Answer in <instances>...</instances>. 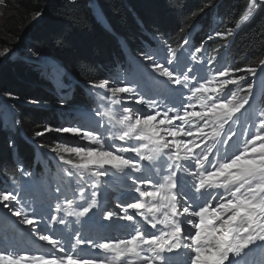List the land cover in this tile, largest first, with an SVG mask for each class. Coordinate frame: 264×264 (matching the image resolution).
<instances>
[{"label": "snow or ice", "instance_id": "6c2138e0", "mask_svg": "<svg viewBox=\"0 0 264 264\" xmlns=\"http://www.w3.org/2000/svg\"><path fill=\"white\" fill-rule=\"evenodd\" d=\"M260 5L264 0H248L239 22ZM165 48L166 55L164 49L142 52L148 64L133 56L123 80L88 82L103 104L94 110V126L77 121L35 133L87 143L51 149L70 166L54 197L42 183L33 184L30 172L23 173L29 179L20 192L0 190V204L50 246L48 254H32L5 237L0 264H264V110L249 112L253 86L241 88L246 77L234 75L255 77L257 69L220 70L215 57L201 62L203 44L187 53L183 45ZM9 54L8 48L0 51V57ZM59 68L60 103L71 108L74 85ZM158 85L170 93L163 110L151 96ZM113 193H121L117 210ZM69 217L79 227H70ZM89 222L118 225L123 235L93 238L85 231ZM86 248L108 255H84Z\"/></svg>", "mask_w": 264, "mask_h": 264}, {"label": "trees", "instance_id": "16d2710c", "mask_svg": "<svg viewBox=\"0 0 264 264\" xmlns=\"http://www.w3.org/2000/svg\"><path fill=\"white\" fill-rule=\"evenodd\" d=\"M11 13L0 25L2 40L20 37L36 19V12L45 15L43 31L38 25L31 27L23 37L33 41L35 55L52 58L73 77L74 91L71 108L61 106V99L53 93V83L46 79L36 63L23 60L8 63L0 69V94L11 96L7 103L16 109L17 119L9 129L0 120V190L16 191L28 180L24 172L44 177L45 172L56 174L57 153L51 149L58 144H83L68 134L49 133L37 137L35 133L46 125L68 126L71 119L80 118L88 127L94 126V110L103 108L94 91L86 90L89 81L99 82L107 74H114L113 67L123 60L118 37H123L129 48L136 52L154 35L162 46L179 45L189 30H194L193 41L200 42L215 15L220 19V32H225L240 21L248 0H5ZM104 17L108 27L98 19L94 9ZM231 40L230 47L249 60L264 55V5L257 7L253 16L242 22L232 35L220 38L223 43ZM5 43V42H4ZM235 53V50H230ZM96 98V99H95ZM98 101V102H97ZM48 103L50 107L41 105ZM106 103V102H105ZM15 108V109H14ZM75 159L72 154L61 153ZM47 163V165L45 164ZM50 167V169H49ZM64 170H59L62 179Z\"/></svg>", "mask_w": 264, "mask_h": 264}, {"label": "rangeland", "instance_id": "374dc122", "mask_svg": "<svg viewBox=\"0 0 264 264\" xmlns=\"http://www.w3.org/2000/svg\"><path fill=\"white\" fill-rule=\"evenodd\" d=\"M45 10V8H44ZM43 10V11H44ZM94 12L97 13V17L100 21H102L101 19V15L99 14V10L94 9ZM11 13V8L10 6H8V4L6 3L5 0H0V25L2 24V22L6 19V17ZM42 15V13H41ZM45 15V13H44ZM44 18V16H43ZM42 18V20H43ZM105 25H107L105 22H103ZM39 28L37 27V31L39 32L37 34V37H39L41 34L40 32L43 31V25H42V21L38 24ZM122 38H120V42H121ZM5 42V43H4ZM3 45L0 47V51H2L4 48H8L10 50V54L5 56V57H0V69L1 67L5 66L8 63H15L16 61H20L23 60L25 62H28L29 64H33L36 63L37 65H39V67L41 68L42 71H44L45 73V77L46 79H48L49 81H51L53 83V93L54 95L58 96L61 98V92L58 89V86L56 84V80H55V73H53L56 69V65L52 64L50 66V62L48 60V58L46 57H42V56H38L35 55L32 45H33V41L29 38V36L23 37L20 36L18 39L16 40H11V36H7L6 38H4V40H2ZM57 64H59L58 62H56ZM52 68V72L50 73L49 68ZM60 72H61V68H59ZM116 71H120L119 69H116ZM64 73V72H61ZM107 75H111L109 73H106ZM71 77V76H69ZM115 77H118V74L115 75ZM72 78V77H71ZM113 83H115L117 80H110ZM73 83V82H72ZM11 96L3 93L0 94V120L1 123L3 124V126L7 127L9 129V127H13L15 125V121L17 119V111L15 109V111L11 110L9 108V105H7V103H9L11 101ZM42 107H50L51 105L48 103H45L43 105H41ZM6 109L13 111V117H11V112H8ZM79 122L80 124H84L83 121L79 120L78 118L72 120L70 123H75V122ZM82 141V140H81ZM83 143H87L86 141H83ZM105 224H107L108 222H104ZM42 244H46L45 242L41 241L40 242ZM43 249H45L44 247H40L36 252H40Z\"/></svg>", "mask_w": 264, "mask_h": 264}, {"label": "water", "instance_id": "95a60500", "mask_svg": "<svg viewBox=\"0 0 264 264\" xmlns=\"http://www.w3.org/2000/svg\"><path fill=\"white\" fill-rule=\"evenodd\" d=\"M44 13L45 11L42 12V15L40 17H37L26 29L25 31L22 32V34L20 36H23V34L28 30L30 29L31 27H34L36 25H38L41 21H42V18L44 16ZM8 57V56H7ZM49 62L51 64H57L52 58H48Z\"/></svg>", "mask_w": 264, "mask_h": 264}, {"label": "bare ground", "instance_id": "6f19581e", "mask_svg": "<svg viewBox=\"0 0 264 264\" xmlns=\"http://www.w3.org/2000/svg\"><path fill=\"white\" fill-rule=\"evenodd\" d=\"M53 73H55V71L53 72ZM111 76H112V74H111ZM94 91V90H93ZM96 99V98H95ZM98 102V101H97ZM117 234H120V233H118L117 231H114V232H112V234H110V237H113V238H115V236H117ZM115 235V236H114Z\"/></svg>", "mask_w": 264, "mask_h": 264}]
</instances>
